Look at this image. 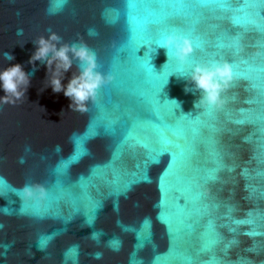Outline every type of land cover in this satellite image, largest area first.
<instances>
[{"label":"water","instance_id":"95a60500","mask_svg":"<svg viewBox=\"0 0 264 264\" xmlns=\"http://www.w3.org/2000/svg\"><path fill=\"white\" fill-rule=\"evenodd\" d=\"M49 3L0 0V69L19 63L32 74L22 102L0 103V264H130L133 254L143 264L156 257L157 264H183L184 256L204 264L213 255L220 264H264V236L246 234L264 233V34L248 29L240 50L252 86L237 80L208 116L195 108L200 94L185 91L184 77L173 73L160 87L147 64L166 74L176 64L167 63L166 49L147 46L142 31L148 10L190 7L205 13L198 33L209 46L218 37L231 43L229 33L238 31L231 17H243L236 9L244 5L227 13L140 0L132 10L138 21L129 24L124 0H68L54 15ZM261 4L248 6L257 22ZM48 29L65 42L83 39L100 70L114 76L86 112L45 87L46 64L28 63L32 40ZM4 52L15 58L5 60ZM76 70L74 63L62 83ZM218 167V179L208 181ZM129 181L136 182L125 191ZM26 184L47 191L39 212L22 194Z\"/></svg>","mask_w":264,"mask_h":264},{"label":"clouds","instance_id":"9594fccd","mask_svg":"<svg viewBox=\"0 0 264 264\" xmlns=\"http://www.w3.org/2000/svg\"><path fill=\"white\" fill-rule=\"evenodd\" d=\"M67 2L68 0H50L46 11L49 15L57 14ZM47 32L46 36L40 35L32 40L36 48L28 63L32 64L34 69L36 61L46 64L45 87L50 86L55 93L63 91L71 101L70 109L86 112L89 102L95 101L98 90L111 82L114 76L111 72L105 73L100 70L97 53L83 39L69 43L65 42L55 31L48 29ZM22 33V29L17 30V35ZM88 34L95 35L96 33L94 29H89ZM157 46L166 49L167 56L174 55L181 64L187 63L194 51L191 38L176 32L164 34ZM3 56L8 61L15 58L8 52H4ZM74 63L77 70L72 73L65 85L62 80ZM31 75L25 72L19 63L0 69V87L5 93L0 97V103L22 102L30 86ZM180 76L191 85V87H185L186 92L198 91L200 94L198 100L195 101V108L204 109L222 107L225 101L221 94L234 79L232 65L227 61L196 62L190 66L187 75L181 74ZM22 194L25 198L41 201L47 196V191L40 184H26L22 189Z\"/></svg>","mask_w":264,"mask_h":264},{"label":"snow or ice","instance_id":"6c2138e0","mask_svg":"<svg viewBox=\"0 0 264 264\" xmlns=\"http://www.w3.org/2000/svg\"><path fill=\"white\" fill-rule=\"evenodd\" d=\"M128 9V22L129 24H136L138 18L133 15L132 10L136 8V5L140 0H124ZM143 2L155 4V5H199L201 9L208 8L209 6H217L218 11H223L227 13H231L233 11L232 5L234 3L239 5H244V7H238L236 11L238 13H244V16L240 15L232 16L231 22L234 27L238 29L236 32L229 33L228 39L231 43H226L224 38L218 37L217 40L209 46L210 42L207 41L202 34L198 33V25L200 23V17L204 16L205 13L203 11L200 12L199 16L195 13L192 8H160V9H150L148 10L147 15L145 16L142 24V31L145 36L144 43L151 45H157V43L161 40L162 36L169 32H176L183 35H187L191 38L193 42V49L191 56L189 57L187 63L181 64L174 55H170L168 57L167 63L169 61L175 62L176 67L175 71H171L169 73H164L163 71L157 73L154 71L152 65L150 63L147 64L149 70L152 71L153 76H155L160 82V87L162 88L163 84L167 82L169 75L175 73L178 75L184 74L186 71L190 69V66L196 62H212V61H227L232 65L234 79L230 82L228 88L235 87L237 80H243L247 85L252 86L250 84V80L248 77V71L250 70L249 61L246 58H240V50L243 47V40L245 32L252 28L258 30L261 34H264V4L259 3V0H143ZM253 4H261L262 7L258 9L254 15L258 16L260 19L257 22L252 19L253 15L248 11V6ZM241 19H243V29H241ZM190 20L191 23L184 24L183 21ZM264 47V45H262ZM227 88V89H228ZM226 89L222 92V96ZM174 103L173 101H169ZM252 100L249 98L245 101V103H251ZM214 109H205V114L211 116ZM242 111V110H241ZM196 124L202 123L201 119L198 116L191 117ZM233 123L244 124L248 123L246 120H234ZM107 130V129H106ZM194 132H198L199 128H194ZM99 135V132L96 133ZM129 139H133L129 137ZM247 139V138H246ZM165 143H171L169 140H165ZM136 144L145 147L139 141H136ZM81 152H84L83 149H80ZM152 162H155L154 160ZM220 171V168H216L214 170H210V173L207 177L208 181H215L218 179L216 173ZM136 181H129L125 185V191L129 190L133 183ZM35 203L32 207L39 212V202L36 199H31ZM59 200V197L57 198ZM0 211H3L0 208ZM237 223H242L243 221H236ZM167 223V221H165ZM247 235H261L264 236V233L251 232L246 233ZM170 235H174L171 233ZM211 243H205L201 246L202 252H207L211 250ZM113 246L118 250L119 243L114 241ZM254 250V249H250ZM169 251H172L170 246ZM159 257H156L153 264H157ZM130 264H143V261H140L136 258L135 254L130 257ZM183 264H194L191 256L183 257ZM204 264H220L219 259L216 256H211L209 260L205 261ZM240 264H252L250 261L241 260Z\"/></svg>","mask_w":264,"mask_h":264}]
</instances>
